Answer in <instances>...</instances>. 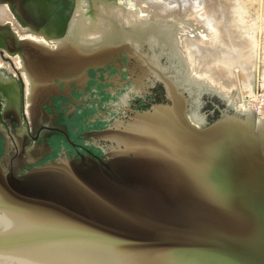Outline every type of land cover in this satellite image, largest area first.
<instances>
[{"label":"water","instance_id":"obj_1","mask_svg":"<svg viewBox=\"0 0 264 264\" xmlns=\"http://www.w3.org/2000/svg\"><path fill=\"white\" fill-rule=\"evenodd\" d=\"M203 86L170 77L165 103L104 132V160L0 169V264H264V118ZM93 120L76 140L105 129Z\"/></svg>","mask_w":264,"mask_h":264},{"label":"flooded vegetation","instance_id":"obj_2","mask_svg":"<svg viewBox=\"0 0 264 264\" xmlns=\"http://www.w3.org/2000/svg\"><path fill=\"white\" fill-rule=\"evenodd\" d=\"M73 18L61 35L50 40L35 42L17 35L16 43L23 47L20 69H7L12 79L0 82L1 154L8 141L15 156L38 154L23 160L22 170L62 158L104 160L97 151L106 148V130L128 119L134 110L145 111L167 101L166 82L173 70L166 47L154 41L89 45L86 40L98 37V42L102 35L89 36L81 29L83 34L76 35L79 29L73 34ZM89 108H96L91 118ZM94 117L106 124L105 129L82 133L76 140L75 124L95 121ZM88 140L95 142L88 146ZM6 166L14 174V161Z\"/></svg>","mask_w":264,"mask_h":264},{"label":"rangeland","instance_id":"obj_3","mask_svg":"<svg viewBox=\"0 0 264 264\" xmlns=\"http://www.w3.org/2000/svg\"><path fill=\"white\" fill-rule=\"evenodd\" d=\"M156 1L157 0H0V18L2 17L3 20L4 18L7 20L4 21L7 25L3 24L0 27V60L2 64H6L5 66L3 65L2 69H0V82L5 81L7 78L12 79L13 76L8 74V70L15 68L20 69L19 57L23 52V47L20 46L19 43H16L17 35L21 39L33 40L35 42H40L44 39L50 40L54 36L61 35L68 20L71 17H74L73 19H75L76 22H73V34H75L74 32L79 29V33L76 35H81L83 33H87L89 36L102 35L100 39H98V42L95 40L98 37L92 40L90 38L89 40H86L85 43L87 44L89 42V45L119 42L139 45L143 42L151 44L154 41L155 44L166 47L165 49L169 52V68H172V74L177 75L175 77H178L176 79L177 83H179L181 81V79H179L181 74H178L180 68L177 66L173 67V61L171 60V53L173 51L172 48H169V43L166 41L170 40L173 42V40L176 39L180 47V37L183 38V36H186L185 38L188 37V40L193 39V41L189 42V44L191 42L193 43H191L190 46H202L203 42H206L203 40H208L218 34L217 30L220 29L219 24L221 23L219 21L221 18L220 16L223 14L230 18L231 15V19L234 22L236 20L238 25L243 27L242 29L250 34H248L249 37H255L254 43L252 38L250 40L251 50L254 48L252 50L253 55L249 49L250 52H248V56L244 55L241 57V55H239L242 59L240 60V57L238 56L232 63V65L236 66L234 67L231 65L232 67H230L231 73L234 74L231 77L234 78H232V80L235 82L233 84H235L234 87L236 88L233 87L228 94L224 95L217 91L209 83L200 81L193 77L192 78L196 81L208 84L210 87L215 89L220 96H225L226 99L236 105L239 110L244 112L246 110L251 111L264 118V79H262L264 78V0H200V2L199 0H174L173 3H171L172 0H168L169 2L167 0ZM160 2L169 3L168 5L165 3L167 5L166 7L162 3L163 7H165L163 12V8H161L162 4H160ZM213 3L219 4L222 14L214 12L215 9ZM172 4L174 5L172 6ZM2 7H6L5 10L8 9L10 14L8 12L5 13V10H3V13L1 9L4 8ZM16 7L18 11H20L19 16L18 14H15L16 11H11V9ZM160 8L162 9L161 11ZM157 9H159V11H157ZM1 13H3V16ZM155 15L167 22H154L155 20L153 17H155ZM18 17L21 18L18 19ZM136 19L140 24L139 26L136 24L134 27L129 29L124 28L128 22H137ZM20 20L24 23V26H21ZM47 20H51V23L48 24ZM207 21L210 26L207 24L206 26L209 28L204 27V24L207 23ZM177 26L180 27V30ZM202 27L206 29L204 30ZM80 29L83 30V33L80 32ZM205 37H207V39ZM182 38L181 40H183ZM165 39L167 40L165 41ZM218 42L216 41V43ZM173 43L172 47L174 49L176 44L173 45ZM195 47L196 46L191 48H194V50H192L193 52H199L196 53V56H198L201 54V50L199 51V49ZM180 51H182V56L184 57L183 50L181 49ZM250 55H252V57ZM245 59L249 61V70L245 72V74L248 72L246 75L241 73L243 72L240 70L242 69V66L240 69L239 66H237V64H240L241 61ZM184 60L190 69L191 74V67L185 57ZM251 62L253 65L252 67ZM200 66L203 67L202 64ZM184 72L187 73V69L185 70L184 68ZM15 75V77H18V74ZM241 80H245L247 85H245L244 82L242 83ZM248 80H252L253 85L252 82ZM241 83L244 87L248 86V88L245 89ZM192 91L193 93L191 95L197 99L199 92L196 89H192ZM199 101L200 103L202 102V104L204 103L205 106H201L200 109H198V104H196L197 102L195 103L194 99L193 102L195 105H193L188 114V117L194 122L196 120L199 121V114H206L207 110H211L213 108L211 104L216 103L213 98L205 95L202 96ZM221 107L223 106L221 105ZM22 127L25 128L24 124H22ZM15 155L16 152L13 150L11 142L8 141L5 153L1 154L0 151V169L3 173H11L9 168L6 166L9 160L14 161V173H25L27 170H22L21 167H19L20 163L23 160H28L29 157H36L38 154L31 151L29 154L22 152L17 156Z\"/></svg>","mask_w":264,"mask_h":264},{"label":"bare ground","instance_id":"obj_4","mask_svg":"<svg viewBox=\"0 0 264 264\" xmlns=\"http://www.w3.org/2000/svg\"><path fill=\"white\" fill-rule=\"evenodd\" d=\"M151 1H153V0H151ZM158 1V0H157ZM156 1V2H157ZM162 1V0H161ZM168 1V0H167ZM170 1V0H169ZM168 1V2H169ZM173 1L174 0H172L171 1V3H173ZM186 1V0H185ZM191 1H193V0H191ZM155 2V3H156ZM188 2V1H187ZM186 2V3H187ZM199 2H200V0H199ZM164 4L165 5V7L169 4H167L166 2H160V4ZM167 5H166V4ZM163 4H162V6H161V8H163V10L160 8V11L162 10V12L164 11V8L165 7H163ZM175 4V3H174ZM174 4H172V6L174 5ZM176 5V4H175ZM196 5V4H195ZM5 6V5H4ZM153 6V5H152ZM155 6H156V4H155ZM154 6V7H155ZM170 6H171V4H170ZM169 6V7H170ZM213 6H214V12H216V13H221L222 14V11H221V9L219 8V4L217 3V4H215V3H213ZM158 7H159V4H158ZM169 7H167V8H169ZM1 8V7H0ZM2 8H4V9H1L2 10V12H3V10H5L6 9V7H2ZM157 8V7H156ZM170 8H172V7H170ZM167 10V9H166ZM11 11L12 12H14V11H16V13L15 14H18V16L20 15V11H18V9H17V7L16 8H13V9H11ZM157 11H159V9H157ZM6 12H8V9L7 10H5V13ZM4 13V12H3ZM3 13H1L2 14V16H3ZM9 13V12H8ZM7 13V14H8ZM10 14V13H9ZM5 15V14H4ZM1 16V15H0ZM10 16V15H9ZM232 16L234 17V15L232 14ZM221 18L219 19V21L221 22L219 25H220V29L219 30H217V33L218 34H216V36H213V37H211V38H209L208 40H203V41H206V42H203V45L201 46H198V45H194V46H196L195 48H197V49H199V51L201 50V54L200 55H198V56H196V53H199V52H197V51H195V52H193L192 50H194V48L192 49L191 47H194V46H190V44L192 43H190L189 44V42L190 41H193V39H192V37H191V39L192 40H188V37L187 38H185L186 36H183V38L182 37H180V47H179V44H178V41H176V39L175 40H173V42H175V43H173V42H171L170 40L168 41L167 39H165V41L166 42H168L169 44H168V46H169V48H172V55H171V57H172V61H173V67H175V66H177V67H179L180 68V71L178 72V74H181V76H180V78L179 79H181V81L178 83V84H182L183 86H185V87H189V88H191V92H192V89H196L198 92H200V90H199V88L198 87H200V85L202 84V85H205V86H203V87H206V89H208V90H210V91H212V92H214V93H216V94H218L217 93V91H219L220 93H222V94H224V95H226V94H228L230 91H231V89H233V87H234V85L235 84H233V83H235L233 80H232V78L233 77H231L232 75H234V74H232L231 73V69H230V67H232V66H234V65H232V63L234 62L233 60L235 59V58H237L239 55H241V57L242 56H244V55H249L248 54V52H250V50H251V48H250V40H251V36L249 37L248 36V32H246V31H244L242 28L243 27H241V26H239L238 25V23L236 22V20H235V22L237 23H235L232 19H231V15H230V18L228 17V16H226V15H223L222 14V16H220ZM21 18V17H20ZM19 17H18V19H20ZM235 18V17H234ZM4 21H7V20H5V18H4V20L2 19V17L0 18V27L4 24H6V23H4ZM21 21V20H20ZM210 21V20H209ZM15 22V21H14ZM205 22H206V20H205ZM209 22L207 21V23H205L204 24V27H206V28H209V27H207L206 26V24L208 25V26H210L209 24H208ZM21 26H24V23L21 21ZM7 25V24H6ZM12 25V24H11ZM18 25V24H17ZM203 25V24H202ZM212 25V24H211ZM27 26V25H26ZM30 26V25H29ZM213 26V25H212ZM14 27V26H13ZM201 27V26H200ZM204 27H202L203 29H204ZM12 28V27H11ZM24 28V27H23ZM152 28H154V27H152ZM205 28V29H206ZM200 29V28H199ZM203 29H201V30H203ZM204 29V30H205ZM207 31V30H206ZM248 31V30H247ZM247 34H246V33ZM203 33V32H202ZM215 35V34H214ZM250 35V34H249ZM252 35V34H251ZM190 36V35H189ZM192 36V35H191ZM181 38L183 39V40H181ZM190 38V37H189ZM206 39H207V37H205ZM204 38V39H205ZM219 38V39H218ZM255 38V37H254ZM254 38H252L253 39V43L255 42V40H254ZM218 40H219V42H218ZM216 41L218 42V43H216ZM171 42V43H170ZM172 43H173V45H175V47H174V49H173V47H172ZM252 43V44H253ZM193 44V43H192ZM198 44V43H197ZM183 50V52H184V57L186 58V60H187V62H188V64L190 65V67H191V74H192V76H191V74H190V69L188 68V66L186 65V62H185V60H184V57L182 56V51H180V50ZM197 49H195V50H197ZM250 49V50H249ZM254 48H252V50H253ZM251 50V54H252V51ZM195 53V54H194ZM168 54H169V52H168ZM228 54H231V55H228ZM253 55V54H252ZM252 55H250L251 57H252ZM240 57V56H239ZM240 57V60L242 59ZM245 58H246V56H245ZM249 58V57H248ZM251 59V58H250ZM253 59V58H252ZM255 60V59H254ZM236 61H238V60H236ZM243 61V62H242ZM241 61V63L240 64H237V63H235V64H237V66H239V69L241 68V66H242V69H240L241 71H243V72H241L242 74L244 73L245 74V72L246 71H248L249 69V66H248V62L249 61H247V59H245V60H242ZM254 62V61H253ZM202 64V66L203 67H201L200 65ZM3 65H4V63L2 64V62H1V60H0V69H2L3 68ZM6 65V64H5ZM4 65V66H5ZM232 65V66H231ZM236 66V65H235ZM234 66V67H235ZM253 65H252V62H251V67H252ZM199 67H201V68H199ZM182 68V69H181ZM184 68H185V70L187 69V73H185L184 72ZM172 69V68H171ZM170 69V70H171ZM238 69V68H237ZM252 70H254L253 68H251ZM236 70V69H235ZM234 70V71H235ZM239 70V71H240ZM183 72V73H182ZM249 72H251V71H249ZM253 72V71H252ZM248 73V72H247ZM246 73V74H247ZM177 74V73H176ZM240 74V73H239ZM245 74V75H246ZM250 74H252V73H250ZM245 75H244V77H245ZM175 76H177V75H174V74H172V72L170 73V77L175 81V82H177V79L176 78H178V77H175ZM195 78V79H198V80H200V81H203V82H207V83H209L212 87H214L215 89H213L212 87H210L208 84H205V83H202V82H199V81H196V80H194L193 78ZM249 77V76H248ZM242 78V77H241ZM240 78V79H241ZM259 78V77H258ZM234 79V78H233ZM246 79V78H245ZM250 79H252V78H250ZM262 79H264V78H262ZM233 81V82H232ZM242 81V80H241ZM248 81H250V80H248ZM238 82V81H237ZM244 82V84L245 85H247V82L245 81V80H243L242 81V83ZM246 82V83H245ZM250 82H252V85H253V81L251 80ZM194 83H196L197 84V86L198 87H196V85H194ZM242 83H241V85H242ZM249 84V83H248ZM252 85H250V86H252ZM243 87H244V85H242ZM241 86V87H242ZM242 87V88H243ZM234 88H236V87H234ZM238 88H239V86H238ZM245 89L246 88H248V86H246V87H244ZM244 89V90H245ZM251 89H252V87H251ZM250 89V90H251ZM240 90H242V89H240ZM234 92V91H233ZM193 93V92H192ZM219 96H220V94H218ZM221 98H223V99H225V101L232 107V108H234V109H236V110H239L237 107H236V105H234L233 103H231V101L230 100H228V99H226L225 98V96L224 97H222V96H220ZM239 111H241V110H239ZM247 111V110H246ZM241 112H244V111H241ZM189 118V117H188ZM190 119V121L192 122V123H194V124H196L191 118H189Z\"/></svg>","mask_w":264,"mask_h":264}]
</instances>
